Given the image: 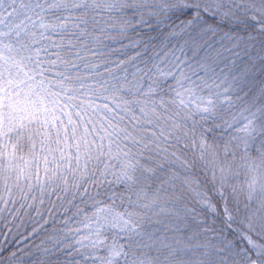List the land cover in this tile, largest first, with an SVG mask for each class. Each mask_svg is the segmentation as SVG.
I'll return each instance as SVG.
<instances>
[{
	"label": "snow or ice",
	"instance_id": "snow-or-ice-1",
	"mask_svg": "<svg viewBox=\"0 0 264 264\" xmlns=\"http://www.w3.org/2000/svg\"><path fill=\"white\" fill-rule=\"evenodd\" d=\"M0 264H264V0H0Z\"/></svg>",
	"mask_w": 264,
	"mask_h": 264
}]
</instances>
